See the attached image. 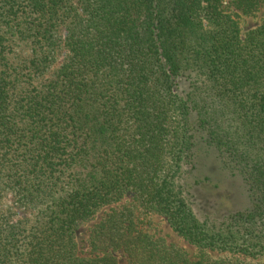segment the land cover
I'll list each match as a JSON object with an SVG mask.
<instances>
[{
  "label": "trees",
  "instance_id": "trees-1",
  "mask_svg": "<svg viewBox=\"0 0 264 264\" xmlns=\"http://www.w3.org/2000/svg\"><path fill=\"white\" fill-rule=\"evenodd\" d=\"M224 1L0 0V264H264V0ZM127 196L205 255L125 207L81 258Z\"/></svg>",
  "mask_w": 264,
  "mask_h": 264
},
{
  "label": "rangeland",
  "instance_id": "rangeland-1",
  "mask_svg": "<svg viewBox=\"0 0 264 264\" xmlns=\"http://www.w3.org/2000/svg\"><path fill=\"white\" fill-rule=\"evenodd\" d=\"M231 0H225L224 6L229 9V3ZM240 26L243 30H247L253 28L261 23H264V9H260L252 16H241L239 19ZM61 39H62V33ZM27 54L25 49H20L17 51V55L19 58L24 57ZM64 58V52L60 47L59 51L56 55V61L53 66L49 69V71L45 74L43 78H40L35 81V84L38 85L42 81L49 78L53 72L61 65ZM196 200L193 204V209L197 217L201 218L204 215H209L211 217H215L218 213H220V203L218 197H216L212 192H207L203 189H197L196 192ZM1 205L6 208L9 207L13 209L16 213V220H30L34 217V213L32 210L20 205L16 202V200L10 194L4 195ZM132 208L134 210L135 219L134 224L135 227L139 230L149 233L150 235L156 238H162L165 240L167 244L173 245L175 247L180 248L184 252H186L190 257L196 258L199 256H204L205 254L201 252L199 249L195 248L192 245H189L179 237H177L171 229L168 227L167 223L163 218L157 215H142L138 208L136 202L132 199V196H127L122 202L117 205L107 207L103 209L91 223L83 226L77 233L76 242L78 245V254L81 258H91L94 255L91 253L90 248L88 246V240L90 233L93 227L99 223V221L112 210H119L123 208ZM209 256L216 257L215 254H209ZM120 264H125V260L120 258Z\"/></svg>",
  "mask_w": 264,
  "mask_h": 264
}]
</instances>
